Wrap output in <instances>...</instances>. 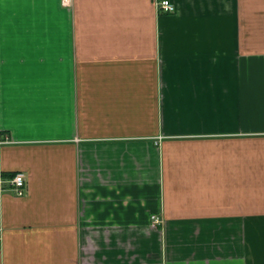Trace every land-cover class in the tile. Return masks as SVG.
Segmentation results:
<instances>
[{"label":"crops","instance_id":"crops-1","mask_svg":"<svg viewBox=\"0 0 264 264\" xmlns=\"http://www.w3.org/2000/svg\"><path fill=\"white\" fill-rule=\"evenodd\" d=\"M170 2L0 0V264H264V0Z\"/></svg>","mask_w":264,"mask_h":264},{"label":"built area","instance_id":"built-area-1","mask_svg":"<svg viewBox=\"0 0 264 264\" xmlns=\"http://www.w3.org/2000/svg\"><path fill=\"white\" fill-rule=\"evenodd\" d=\"M62 4L64 6H69L71 4V0H62ZM156 6L158 10L165 12V13H172L175 10L174 5L170 2V0H156ZM26 176L24 173H16L13 175L9 181L10 189L17 195L22 196L26 191ZM4 183V182H2ZM152 223L153 226H160L163 223L161 217L155 215L152 216Z\"/></svg>","mask_w":264,"mask_h":264}]
</instances>
